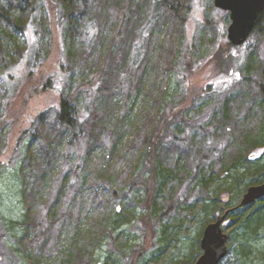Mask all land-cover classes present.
Segmentation results:
<instances>
[{"label":"rangeland","instance_id":"obj_1","mask_svg":"<svg viewBox=\"0 0 264 264\" xmlns=\"http://www.w3.org/2000/svg\"><path fill=\"white\" fill-rule=\"evenodd\" d=\"M176 1L181 3L177 16L165 8H153L151 0H133L127 5L124 12L130 10L135 17L140 14L142 27L151 12L157 16L147 39L139 41L140 50L136 45L140 62L133 67L124 61L121 50L125 29L119 24L113 27L114 20L103 24V35L88 45L83 32L91 26L87 22L94 12L66 21L69 47L61 30L58 34L57 28L51 29L55 31L52 39L41 21L25 23L23 30L0 23V112L7 109L8 122L16 124L10 148L5 150L0 141V264H86L88 254L98 262L93 264H127L125 258L143 240L141 221L136 218L111 237H104L98 229H103L100 221L107 220L114 205L113 199L106 198L108 194L118 192L129 203L142 196L128 187L129 174L133 183L149 181L136 154L144 136L151 133V115L170 116L167 130L171 136L185 139L186 146L193 148L188 168L189 179L195 176L196 181L188 195L189 202L199 206L208 200L200 184L203 175L212 171L209 164L216 161L220 165L221 156L223 161V156L235 151L230 144L235 136L256 129L259 107L264 104V27L254 30L244 45L233 47L227 38L229 14L216 8L215 0ZM1 2L8 9L7 2ZM138 5H142L140 9ZM109 12L106 17L104 13L95 15V19L100 24L105 18L114 19L115 8L111 6ZM113 45L117 46L113 49ZM25 52L28 55L23 60ZM31 70L34 76L27 80L26 71ZM53 77L51 89L44 92ZM188 86L197 97L185 96ZM62 94L74 102L83 128L76 140L58 127L53 112L45 114L49 115L45 125L37 120L57 108ZM227 109L232 120L225 124L226 129L221 118ZM194 125L197 133L192 131ZM23 133L29 138L24 145L29 140L36 141L38 149L50 145L54 157H61L60 166L64 158L51 180H46L40 166L25 160V149L14 152ZM253 160L254 166L264 165V154ZM108 170L112 173L104 175ZM228 190L219 189L221 202L244 193ZM144 193L146 200L148 194ZM34 207L42 210L28 211ZM167 207L163 206L162 215ZM137 211L134 216L144 215L139 203ZM168 215L158 225L152 248L138 264H184L188 259L200 231L197 219L185 224L180 239L164 249V230L182 218V214ZM230 225V221L224 223L227 234ZM234 231L236 238L230 240L229 254L221 264H264V228L237 227ZM81 248L86 255L76 260L71 251ZM112 251L114 259L109 261ZM160 256L165 260L161 262Z\"/></svg>","mask_w":264,"mask_h":264},{"label":"trees","instance_id":"obj_2","mask_svg":"<svg viewBox=\"0 0 264 264\" xmlns=\"http://www.w3.org/2000/svg\"><path fill=\"white\" fill-rule=\"evenodd\" d=\"M1 1L2 0H0V23L11 24L14 25V28L23 30L27 26L25 23L41 21L42 27L48 28L52 33V39L54 38L55 31L51 29L57 28L56 32L58 34H60L59 32L61 30V33L64 34L63 40L65 46L67 45L68 47L71 45L70 38L65 35L68 33L67 29L66 31L64 30L66 21L72 20L73 18L76 21L78 16L82 15L83 12L86 14L88 11L90 13L94 12V15L87 22L91 26L87 28L86 33L83 32L89 46L94 44L98 36L103 35V29L100 30V27L103 24L104 26H107L109 25L110 20L116 21L112 26H117L119 24L125 29L124 38L122 40L124 47L121 50L123 52L124 61L131 67L140 62V54H137L135 50L137 46L138 50H140L138 45L139 41L141 40V42H144L147 39L149 31L154 28L153 24L157 20L156 13L154 15V12H151L148 22L142 27L141 19L139 17L140 14L135 17L133 13H130V10L124 12L127 5L130 6L131 3H133V0H5L8 4V9L3 7ZM151 1L153 2V8H165L166 12L169 14L173 13L175 16L178 14L176 12L178 6L181 5V3L176 0ZM111 6L115 8L117 15H114V19L105 18L100 24V22L95 19V15H101L103 13L105 14V17L108 16V14L110 15L109 11L111 10ZM141 6L142 5H138L137 9H140ZM54 22H56V24H54ZM263 27L264 13L256 23L255 31H261ZM88 29H92V31L89 32ZM97 30L100 31L99 34L97 33ZM115 30L118 31V29ZM72 39L74 40V38ZM115 39L116 36L114 37V40ZM113 46L114 49L117 45ZM27 53L25 52V55L23 54V60L28 55ZM33 60L37 63L38 69L40 64L38 58L35 56ZM27 73L28 71H26L27 80H31L34 76V71L31 70V72L29 71V73ZM51 79L43 88L44 92L51 89L52 81H55V78L53 77ZM186 90V97H197L191 87L188 86ZM7 91H10L9 88ZM228 110L229 109L223 113V117L221 118V124L223 125L232 120ZM50 112L55 114V120L58 127L62 129L66 135L70 136L73 140H76L78 136H81L80 132L83 128L79 124V120L75 113L74 102L70 96L62 94L57 108H53L52 111L43 113L40 117L37 116L38 122L45 125L46 118L49 116H46L45 114ZM158 115H160V113ZM7 116H9L7 109L4 114L0 112V141H3L5 150L10 148L12 142L11 137L15 134L16 125L12 122L9 123ZM170 120L171 118L168 115H161L159 118L151 115V127L149 129V132L151 133L150 135L148 133L144 136L140 147L137 149V162L145 168L144 170L146 172H148L149 181L144 182V184L133 183L131 179L133 176L129 174L128 182L130 185L126 182L125 186L128 184L129 188H132L138 195L142 194V196L139 197L135 203H129L126 196H120L118 192L110 193L106 197L107 199L108 197L113 199L114 205L110 211L111 215L108 216L107 220L100 221V225L102 224L104 227L101 229L100 226L98 231H101L104 237H111L114 234L119 235L120 231H122L125 226L130 225L136 218L139 219L142 224V229L140 230V233L143 236L142 243L131 256L125 258L127 264H138L139 261L148 254L154 244L155 237H157L158 225L161 224L165 215H168V213H171V216H181L182 214V218L178 224H173L171 228L167 227V229L164 230L165 232L163 233L161 241L164 249L180 239L183 234L181 228L184 227L185 224H189V222L197 219L198 225L200 226V231L197 235L198 237L196 238L194 245L190 247L188 259L182 261L184 264H194L196 262L201 254L200 237L202 238L204 229L208 224L214 222L217 216L223 215L226 211L233 210V212H230L226 220V222H231L228 231H231L229 232V236L232 241L236 238L235 233L237 231L234 230L237 227H244L245 229L253 227L254 231L264 228V199L256 202L252 206L242 209L237 208L241 202V196L243 197L249 187L260 185L264 182V165H261L260 167L252 165L249 160L250 155H248V152L254 150L255 146H259V144L264 145V134L259 131V128L263 126L261 120L258 118L256 129L245 131L242 135L235 136L236 138L230 143L235 151H231L227 155V158L223 156V161L221 156L219 158L220 165L217 164L218 162L216 161L209 164V168L213 172L211 171L208 176L204 174L200 184L202 189L208 193V196L205 197L208 200L203 203L199 202L201 203V206H199L200 204H196V201L194 204L192 201L189 202L188 195L190 192L189 189L196 181L195 176L194 178L189 179L191 170L188 168V157L192 154L193 148L186 146L185 139L181 140L177 137L173 138V136H171L170 130H167ZM222 127L226 128L227 126L225 125ZM185 129L192 130L191 127H185ZM7 130H9L8 133H6ZM192 131H196L195 133H197V125L193 126ZM67 138H65V141ZM27 139H29L27 133H23V138L19 139L14 147V152L25 149V160H29L40 166L47 174L45 176L46 180L47 178L48 180H51L57 169L62 167L64 158H62V164L60 166L61 157L57 159L54 157L55 153H53L54 150H52L50 145L48 147L45 145L40 146L41 149H38V143L34 140H29V142L24 145V142ZM57 145L59 146L60 143L57 142ZM214 154H216V151H214ZM36 155L41 157L37 159ZM208 161L210 160L208 159L207 162ZM215 165L217 167L216 170L213 169ZM111 173L112 171L108 170L105 171L104 175H109ZM109 177H111V175ZM197 185L198 184L195 186ZM121 186L123 187V185ZM212 188L215 189L213 195L210 194ZM229 188L231 189V193L235 191V189L244 193L241 196H237L236 199L235 197H228L226 201L221 202L219 189L228 192ZM107 189L108 186H106V190ZM152 190H154V193L151 201L150 194ZM144 191L148 194L146 200H143L145 194ZM148 199L150 200L148 201ZM160 200L163 201L161 202L162 206L158 203ZM137 203L140 204L141 210H144L143 216H134L137 211ZM151 203L153 204V207L151 206ZM166 205L168 206L167 212L162 215V211L164 210L163 206ZM31 210L39 211L42 209L39 207L28 209V211ZM96 225H99L98 222ZM24 240L27 239L24 238ZM24 244H28V241H25ZM71 253L76 260H80L81 258L83 260L86 255L84 248L72 249ZM110 255L111 259L109 261L114 259L112 256L113 251L110 252ZM158 259H161V262L165 260L163 259V256H160ZM96 262L97 261L93 260V256L88 254L86 264H93Z\"/></svg>","mask_w":264,"mask_h":264},{"label":"water","instance_id":"obj_3","mask_svg":"<svg viewBox=\"0 0 264 264\" xmlns=\"http://www.w3.org/2000/svg\"><path fill=\"white\" fill-rule=\"evenodd\" d=\"M216 8L230 15L231 24L227 38L234 47L242 46L251 36L259 17L264 12V0H215ZM264 199V182L247 189L238 209L252 206ZM230 212L216 217L215 221L204 229L200 241L201 256L194 264H221L229 254L230 236L224 231L223 225Z\"/></svg>","mask_w":264,"mask_h":264},{"label":"flooded vegetation","instance_id":"obj_4","mask_svg":"<svg viewBox=\"0 0 264 264\" xmlns=\"http://www.w3.org/2000/svg\"><path fill=\"white\" fill-rule=\"evenodd\" d=\"M264 13V12H263ZM262 13V14H263ZM261 14V15H262ZM261 17V16H260ZM259 17V18H260ZM258 22V21H257ZM256 27V26H255ZM246 43V42H245ZM244 43V44H245ZM243 44V45H244ZM259 110H260V116H259V119L261 120V123L263 124V126L262 127H260L259 128V131H260V133H263L264 134V104H263V106L262 105H260V107H259ZM255 150H253L252 152H251V154H250V158H249V160L250 161H253V159L254 158H259L260 156H262L263 154H264V145L263 144H259V146H255V148H254ZM257 150H262V152H261V154H257L256 153V151Z\"/></svg>","mask_w":264,"mask_h":264}]
</instances>
